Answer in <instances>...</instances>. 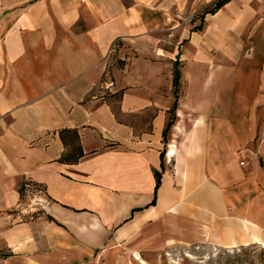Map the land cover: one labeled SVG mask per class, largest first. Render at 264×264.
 <instances>
[{
  "label": "crops",
  "instance_id": "0c3cea01",
  "mask_svg": "<svg viewBox=\"0 0 264 264\" xmlns=\"http://www.w3.org/2000/svg\"><path fill=\"white\" fill-rule=\"evenodd\" d=\"M211 2L0 0V264L264 245V217L225 192L234 173L204 137L218 115L199 96L257 36L264 0L183 20ZM177 59L185 83L164 138ZM73 130L83 154L63 161Z\"/></svg>",
  "mask_w": 264,
  "mask_h": 264
},
{
  "label": "rangeland",
  "instance_id": "374dc122",
  "mask_svg": "<svg viewBox=\"0 0 264 264\" xmlns=\"http://www.w3.org/2000/svg\"><path fill=\"white\" fill-rule=\"evenodd\" d=\"M214 2L183 20L199 23ZM237 58L238 62L217 71L216 84L209 78L204 94L201 89L199 96L207 97L209 110L218 115L217 120H211L215 126L212 134L204 137L211 139L215 154L234 173L225 188L229 200L238 207L248 202L253 214L264 217V23L257 36L246 40L244 52ZM180 80L179 96L185 83L183 77ZM176 91L173 81L170 97L174 102ZM190 95L193 99L197 96ZM157 264H264V245L179 247L159 254Z\"/></svg>",
  "mask_w": 264,
  "mask_h": 264
},
{
  "label": "trees",
  "instance_id": "16d2710c",
  "mask_svg": "<svg viewBox=\"0 0 264 264\" xmlns=\"http://www.w3.org/2000/svg\"><path fill=\"white\" fill-rule=\"evenodd\" d=\"M227 0H215L214 5L208 9L205 10V12L208 11H215L217 8H219L221 5H223ZM181 68H180V61L177 59L175 60V65H174V89H176V99L173 104V106L170 108L171 115L168 118L165 127L163 129V137L166 138V135L175 119V112H176V107H177V102H178V97H179V89H180V84H181ZM121 93V92H117ZM74 132L71 135V140H72V147L69 149L67 152L63 153V155L60 157L61 160L63 161H77L79 157L83 154V148L79 144L78 138V132L77 130H73ZM162 168H164V164L162 163ZM161 178H162V169L156 170V184H155V194H154V199L153 202L156 200V195H157V190L161 184Z\"/></svg>",
  "mask_w": 264,
  "mask_h": 264
}]
</instances>
